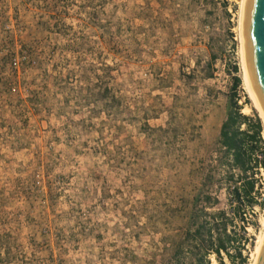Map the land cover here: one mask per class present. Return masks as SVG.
<instances>
[{"label":"rangeland","instance_id":"rangeland-1","mask_svg":"<svg viewBox=\"0 0 264 264\" xmlns=\"http://www.w3.org/2000/svg\"><path fill=\"white\" fill-rule=\"evenodd\" d=\"M240 2L0 0V264H165L181 243L189 262L216 211L253 262L264 207L237 213L219 142L235 92L262 202Z\"/></svg>","mask_w":264,"mask_h":264},{"label":"trees","instance_id":"trees-1","mask_svg":"<svg viewBox=\"0 0 264 264\" xmlns=\"http://www.w3.org/2000/svg\"><path fill=\"white\" fill-rule=\"evenodd\" d=\"M240 85V79L236 78L232 87V90H236ZM254 110V109H253ZM255 125H253L254 133L251 139H260L261 132L263 131V123L259 114L254 110ZM248 117L241 113V108L236 101L235 92L229 101V107L226 120L223 122L220 130V145L224 149V153L229 154L232 157L231 167L238 169L241 172L240 180L244 183L242 189L235 186L233 200L237 201L239 207H236L237 213L242 206L244 198L248 200L249 207H253L255 204L260 207H264V200L258 202L254 194L256 193V181L254 179L255 168L250 166L251 157L248 151L245 149V134L240 130V125ZM263 165H264V153ZM262 164V163H261ZM257 168V167H256ZM240 181V182H241ZM205 203L210 206H214L218 203V199L212 198L210 195L205 198ZM238 206V205H237ZM205 212L204 210L202 211ZM234 214V213H233ZM235 215V214H234ZM212 221H206L205 223L199 222V219L192 218L189 229L186 233V243L189 246L190 252L194 251V246L198 242L203 244V253L196 254L191 260L185 261L182 258L181 251L184 243L177 246L173 256L165 264H211V256H215L218 264H223V253L229 259L232 264H246L247 257L243 255L245 250L244 245H240L237 242L234 235L229 233V224H233V219L227 216L225 211H216L209 214ZM242 220L243 217H240ZM243 244V243H242ZM196 248V247H195ZM231 249L236 250L235 255L231 253ZM201 250V249H200Z\"/></svg>","mask_w":264,"mask_h":264},{"label":"water","instance_id":"water-1","mask_svg":"<svg viewBox=\"0 0 264 264\" xmlns=\"http://www.w3.org/2000/svg\"><path fill=\"white\" fill-rule=\"evenodd\" d=\"M242 46L248 79L264 112V0H245ZM257 264H264V244Z\"/></svg>","mask_w":264,"mask_h":264},{"label":"bare ground","instance_id":"bare-ground-1","mask_svg":"<svg viewBox=\"0 0 264 264\" xmlns=\"http://www.w3.org/2000/svg\"><path fill=\"white\" fill-rule=\"evenodd\" d=\"M244 4H245V0H241V2H240L239 29H240L241 51H242L243 66H244V83H245V86H246L247 91L249 93V97L252 100L255 108L259 112V114H260V116H261V118L263 120V123H264V112L261 109V107L259 106V104H258V102H257V100H256V98L254 96V93L252 91V88H251V85H250V82H249V79H248L246 65H245V58H244V52H243V46H242V19H243ZM261 226H262V231H261V233L258 236L256 247H255V251L252 254L253 262L251 264H257L259 256H260V253H261V250H262V247H263V244H264V217L262 219ZM213 264H217V262L214 261Z\"/></svg>","mask_w":264,"mask_h":264}]
</instances>
